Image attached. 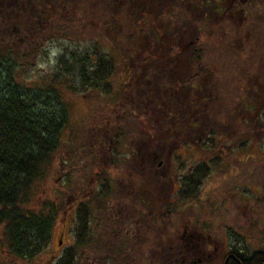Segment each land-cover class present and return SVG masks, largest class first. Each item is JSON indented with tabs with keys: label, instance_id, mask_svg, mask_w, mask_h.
I'll return each instance as SVG.
<instances>
[{
	"label": "trees",
	"instance_id": "trees-1",
	"mask_svg": "<svg viewBox=\"0 0 264 264\" xmlns=\"http://www.w3.org/2000/svg\"><path fill=\"white\" fill-rule=\"evenodd\" d=\"M227 1L173 0L169 10L157 11V0H23L21 22L12 0H0V226L5 228L4 243L11 256L28 261L42 253L51 241L60 201L69 195L75 198L86 183L67 173L55 204L29 207L60 149L67 154L63 156L67 168L79 167L81 156L87 158L85 124L73 125L68 141H63L73 123L69 90L92 97L93 103L102 98L98 110L119 111L118 130L105 135L115 142L112 152H105V162L115 172L124 164L132 170L139 161L133 150L128 157L122 152L131 149L132 134L143 141L145 134L135 130L148 126L149 118L145 123L137 120L148 112L157 130L153 140L160 145L169 129L194 137L198 123L205 154L232 134L258 128L264 118V0H253L243 12L240 3ZM83 36L90 37L89 42L70 48L71 41ZM58 42L62 51L54 77L26 81L45 46ZM157 90L159 95L153 97ZM132 115L136 125L126 130L123 126ZM219 163L220 158H213L198 165L200 189ZM101 165L97 161L94 168ZM246 165L238 163V168ZM100 173L95 171L94 176L103 185L77 209L81 248L77 251L83 252L81 257L93 254L97 264L105 251V263L114 264L129 255L126 247L102 244L99 215L108 201L118 193L128 194L129 188L118 184L122 175L108 171L103 180ZM77 251L66 250L57 264H76ZM263 261L264 256L257 254L243 264Z\"/></svg>",
	"mask_w": 264,
	"mask_h": 264
},
{
	"label": "rangeland",
	"instance_id": "rangeland-1",
	"mask_svg": "<svg viewBox=\"0 0 264 264\" xmlns=\"http://www.w3.org/2000/svg\"><path fill=\"white\" fill-rule=\"evenodd\" d=\"M13 2H15V0H12V3ZM157 2H160V4H158L156 7L158 11L159 8L160 10L168 9L173 0H157ZM230 2L231 0H228L227 4L229 5ZM159 5L160 7H158ZM22 10L24 12V7ZM88 36H83L81 40L77 39L78 41L76 42L71 41L70 48H73L77 45L83 47L86 42H89L88 40L90 37ZM58 40H60L61 42L65 41L62 40V38ZM60 51H62V44L59 42L49 43L47 46H45L43 54L40 55L35 63V66H33L29 70V73L26 76V81L33 84L43 76H48V79L54 77L59 68L58 63L61 54ZM124 83L128 82L124 80ZM73 92L74 91L69 90V97L67 98L69 106L71 108V116H73V123L71 121L70 125L66 128L67 132L66 135L63 136V141L67 140V134L69 136L71 135V129H74L72 127L73 125L85 124L86 127L84 126V128L86 129L83 133V137L85 138V146L87 147L85 153L87 155V158L81 156L79 167L77 165L75 166V168H73V166L67 168V163L63 161V156L65 155L67 157V154H64V150L60 149L59 153L55 155L56 157L52 164V168L49 170L50 172L48 176H46V179H44L42 183L38 185L37 189L34 190V193L32 195L34 197L29 207L43 209L44 207H46L47 203L55 204L57 201L56 197L64 189V187H62V180L67 173H71V176H73L74 178L76 177L74 180H85L86 183L82 184L80 193L78 192L75 198H70L71 195H69V197L66 196L64 200L60 201L59 217H57V222L52 228V236L50 238L51 241L48 247L45 248L42 253L34 257L32 260H21L11 256L8 253V250L4 243L6 240V234L4 230L5 228L3 226H0V243L3 244L0 250V264H57L58 261L63 257L66 250H70L73 247H75L76 251L81 250L78 244L77 209L79 204L91 199L92 196L96 194L95 192H98L101 187V185H99L100 181L97 180V178L94 176V172L96 171L100 173V169L99 167L97 169L94 167L97 161H100L101 163L100 147H102V144H104L106 147L108 146V144L111 145L110 142L112 139L105 137V134H103V130H98L97 128L103 127L102 117L108 116L112 112H110L109 114L103 112V109L101 107L98 110V104L100 102H103L101 101L102 98H100V102L96 103L94 101L93 103L92 97L84 96L85 94L83 93L77 94ZM184 98L185 95L180 99L183 100ZM148 103H153V100L147 102V104ZM145 108L146 107H144L143 110H145ZM185 110V112H187L188 108H186ZM115 116L117 117L116 114ZM115 116L114 118L116 119ZM148 118L149 116L146 114L145 116L139 117L137 120L141 123H145L146 121H148ZM115 119L113 120L112 124L114 123ZM166 124L165 126H168V122ZM134 125H136V122L134 116L132 115V117L125 123V126L127 128L133 127ZM110 126L113 127L114 125L110 124ZM151 128H153L152 124ZM157 128L163 130V128L161 127ZM116 130H118V128ZM154 131L156 132L157 130ZM200 134L201 133L199 131V136ZM193 136L196 135L193 134ZM127 139H129V134L127 136ZM141 139L142 137L135 138L134 134H132L128 141L130 142L129 145L131 146V148L134 149L136 143L141 142ZM143 140H145V137H143ZM184 140L185 143L190 142L189 140H192L191 134L189 136H184ZM154 143V146L160 145L157 140ZM243 145L245 146L242 148ZM90 146H92V148H89ZM133 149L126 150L125 148L122 154H125V156L128 157L130 150ZM68 150L69 149H66L65 152L69 153L70 150ZM223 151L225 152V154L222 153ZM111 152L112 151L109 150L107 151L108 154H110ZM213 158H220L221 163L212 168L203 185L201 186L200 192L197 194L196 200L198 201V205L200 208L197 218L199 219L200 223L207 221L210 222L214 220V218H216L218 227L215 233L218 239L224 240L225 235H227V238L232 240L235 245H239L237 243L238 241L245 240L252 248V246L257 243V241L264 240V205L262 206L263 208L258 209L256 206L255 211L251 209L252 205H254L256 201H263L264 203V118L261 116V123L258 125V128L255 131H252V133H242L241 135L232 134L231 136L226 138L223 144L220 145L219 148H216L215 151L207 152V154L201 151L198 152L196 156L186 158L185 161L188 159L193 160L194 164L198 166L202 163H205L206 161L209 163L210 160H213ZM131 160L126 159L125 162ZM225 160H227V162ZM240 160L247 161L246 167L248 166V168H246V171L243 175L238 174L236 170L228 166L235 165L238 167V163H241ZM107 164L111 167V164L108 160ZM191 164L192 162L190 161L186 165ZM166 165H168V163H166ZM186 167H184V169ZM128 168H130L129 165L124 164L117 170V172L106 169L105 167L104 170L105 173L109 171L116 175H122L127 178L125 171H127ZM73 171H75L76 173ZM164 172L165 171H162V173ZM92 177H94V179H91ZM58 189H60L59 192ZM217 201L219 202V204L222 202L221 204L223 206V209L217 210L213 215L211 214L212 210L214 209V207L219 206V204H216ZM246 203L250 205L249 208L243 207ZM200 211L202 212L200 213ZM186 218L188 217H185V219ZM219 226H221L222 228L227 227L228 232H225L223 229L219 228ZM151 234L152 239L155 241L160 238L159 235L161 233H158V231H154ZM217 246L220 251L223 249L222 244H217ZM159 249L153 247V258L151 260L152 264H163L164 262H166V259L161 257L164 256L165 253H167L166 247ZM125 250L126 251L124 253L127 252V255L133 254L129 247L128 249L126 247ZM211 250H213V248H211ZM135 251L137 262L139 264H145V258H142L141 255V252L144 253L145 249L138 245ZM169 251H173V249L169 248ZM77 253L80 254L77 258H80L76 260V264H93L95 262H98L99 260L98 258L95 259V256L93 254H89V252H85L84 257H81V253L83 256V252L77 251ZM212 255L214 256V254ZM221 259L222 258L217 257L210 258V260H216L219 263L221 262ZM167 261L171 262L170 260ZM100 264L103 263L100 262ZM105 264L112 263L107 262ZM114 264H135V262L133 263V260H131V262L129 263V259L125 258L124 260L117 259ZM207 264L210 263L207 262Z\"/></svg>",
	"mask_w": 264,
	"mask_h": 264
},
{
	"label": "flooded vegetation",
	"instance_id": "flooded-vegetation-1",
	"mask_svg": "<svg viewBox=\"0 0 264 264\" xmlns=\"http://www.w3.org/2000/svg\"><path fill=\"white\" fill-rule=\"evenodd\" d=\"M5 2L7 0H4ZM232 2L234 5L240 3L242 6L240 12H243L246 10L247 5H252L253 0H232ZM12 6H16L18 18L22 22L23 0H15ZM157 95H159L158 90L154 92L153 97ZM166 96L167 93H165ZM132 110H135V108H132ZM118 113L117 110L108 116L102 117L103 127H100V129L103 130V134L108 135L109 132L114 133L117 131V122L120 117ZM146 114L150 119L148 126L135 130L140 134L144 133L145 140L137 142L134 149L131 148L133 153L139 157V161L132 170L128 168L125 171L127 178L122 176L125 181L120 178L117 180L118 184H124L121 187H124V189L129 188V193L116 194V199L108 201L100 212L99 226L102 244L129 247L133 253L128 256L129 263L133 260L135 264H138L135 257V249L138 245L145 249L144 253L141 252L142 258H145V264H152L154 246L157 248L166 247L167 253H163L164 256H161L166 259L163 264H207V262L210 264H243L245 261L254 260L257 254L264 256V240L257 241L252 248L245 240L238 241L239 245H235L232 240L227 238V235H225L224 240L217 238L215 233L218 227L216 218L210 222L201 223L197 218L200 209L196 200L197 194L200 192L198 166L194 164L193 160L188 159L185 161V159L196 156L198 152H201L199 124L197 123L194 128L193 134L196 136L192 137V140H189L188 143H185L184 140V130L179 132L169 129L167 140L160 146H154L152 136L154 130L151 128L152 113L148 112ZM133 115H135V111H133ZM114 119V126L110 128V124ZM123 128L130 130L126 126H123ZM189 135L190 133L187 134V136ZM112 140L111 145L108 144L106 147L102 144V147H100V160L102 163L100 172L103 180L105 179L103 178L105 176L104 167L112 170V167L105 162V156H107L105 152L112 151L110 147L115 143L114 141L112 143ZM222 153L225 154L224 151ZM190 161L192 164L186 165ZM241 163H246V161L244 160ZM184 167L186 168L184 169ZM232 168L238 174L243 175L247 167L239 169L235 166ZM162 171L165 172L162 173ZM190 176L191 178H189ZM197 184L199 188L196 187ZM99 185L102 186L103 182L100 181ZM221 203L216 202L219 206L216 207L218 209L212 211L213 215L216 210L223 209ZM263 205V201H256L251 209L255 211L256 206L258 209L263 208ZM243 207L249 208L250 205L246 203ZM185 217L188 218L185 219ZM219 228L228 232L227 227L222 228L219 226ZM154 231L161 233L160 238L155 241L152 239L151 234ZM217 244H222L223 249L221 251ZM169 248L173 251H169ZM187 251L189 253L185 255ZM102 253L101 262L105 264L104 256L106 253L105 251ZM211 257L222 259L219 263L216 260H210Z\"/></svg>",
	"mask_w": 264,
	"mask_h": 264
}]
</instances>
